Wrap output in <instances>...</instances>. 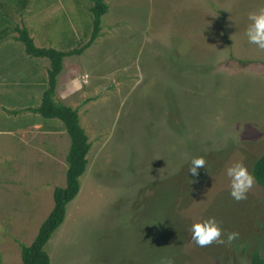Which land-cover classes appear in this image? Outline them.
Masks as SVG:
<instances>
[{
  "label": "rangeland",
  "instance_id": "obj_1",
  "mask_svg": "<svg viewBox=\"0 0 264 264\" xmlns=\"http://www.w3.org/2000/svg\"><path fill=\"white\" fill-rule=\"evenodd\" d=\"M68 1L57 0L54 36H37V46L69 51L89 41L94 0ZM107 3L100 36L82 55L67 56L61 72L57 100L79 111L92 148L80 193L45 246L51 264H252L255 252L264 257L263 190L255 181L237 202L225 175L238 161L252 173L264 152V50L246 36L249 13L264 9V0ZM4 36L1 83L42 84L40 70L51 61L39 64L21 40L3 49ZM10 98L4 105L26 103ZM8 113L0 119V264H24L22 247L53 210L55 189L67 185L71 136L60 119L42 116L57 134L38 138L35 130L23 141V116ZM195 157L207 161L198 177L188 171ZM210 217L221 222L225 243L200 247L190 228Z\"/></svg>",
  "mask_w": 264,
  "mask_h": 264
},
{
  "label": "trees",
  "instance_id": "obj_2",
  "mask_svg": "<svg viewBox=\"0 0 264 264\" xmlns=\"http://www.w3.org/2000/svg\"><path fill=\"white\" fill-rule=\"evenodd\" d=\"M107 0H94L92 11L94 14V29L87 43L82 47L69 51L59 50L53 47H39L27 28H19L18 39L25 43L26 51L30 56L37 58H48L51 66L48 71V85L42 97L41 105L35 109L44 118L60 119L71 136V147L68 154L67 185L58 186L54 191L55 206L48 218L40 227L34 242L22 247V258L24 264H51V258L45 246L51 239L53 233L63 224L67 214V207L81 190V176L88 168V155L92 148L86 129L80 121L79 111L63 102L55 99L58 76L64 69V60L67 56L82 55L86 49L91 47L100 36L102 30L103 16L109 12ZM252 175L262 188L264 193V152L255 161ZM252 264H264V257L260 251L252 256Z\"/></svg>",
  "mask_w": 264,
  "mask_h": 264
},
{
  "label": "crops",
  "instance_id": "obj_3",
  "mask_svg": "<svg viewBox=\"0 0 264 264\" xmlns=\"http://www.w3.org/2000/svg\"><path fill=\"white\" fill-rule=\"evenodd\" d=\"M66 4L72 5L68 0H66ZM21 6L23 7L22 9ZM56 6L57 0H0V34L1 32L6 34V36H4L5 41L3 40V45L1 47L9 51L14 50L16 42H19V28H27L34 41L37 36L43 38L53 37V32L55 29L52 26V23L56 22L57 20V18L55 17V13L57 11ZM73 13H68L67 17L65 19L62 18V20L65 21L66 19H68V16H71ZM11 16L13 17V24L9 25L7 24V21H9V17ZM27 58L29 59L28 56ZM38 59H40L38 63L42 65V58ZM42 68L43 69L40 71L44 70L47 74V77L46 80L40 85H38L36 82H27L25 80L19 86L9 87L6 86L5 83H1L0 81V119L7 117V114L10 115L8 111H14L15 113L17 112V115H22L23 125L25 123V127L22 130L23 141L25 140L26 136L29 135V132H34L35 130H37L36 134L38 138L43 133L50 135L57 134V131L46 128V126L43 125V123L41 122L42 115L35 111V109H37L41 105L42 101H40L39 104H29L30 101L36 99L42 100L45 90H40L39 87L44 86L47 88L48 71L50 67ZM63 77L64 76L62 75V73L58 77V86L55 97L56 100L57 98H59V93L62 85L61 81L63 80ZM75 77L77 78V76H70L69 82H71L72 78ZM30 79L34 78L30 77ZM9 96L11 97L10 99L24 101L26 103H22L19 107L6 106L4 105V100H9ZM61 102L70 106V104L64 100H61ZM30 127H33V129L31 130ZM60 132L62 133V131Z\"/></svg>",
  "mask_w": 264,
  "mask_h": 264
},
{
  "label": "clouds",
  "instance_id": "obj_4",
  "mask_svg": "<svg viewBox=\"0 0 264 264\" xmlns=\"http://www.w3.org/2000/svg\"><path fill=\"white\" fill-rule=\"evenodd\" d=\"M251 22L246 30V36L249 44L256 45L258 49L264 50V9L258 12L249 13ZM207 161L203 157L191 159L188 171L192 177L199 176V169L205 167ZM225 175L230 180V196L233 200L239 202L247 199L248 193L253 188L255 177L249 171L248 167L238 161L226 166ZM191 238L196 245L206 247L213 243L224 244L225 230L220 221L215 217H210L200 222H194L190 228ZM238 233H229L227 242L236 239Z\"/></svg>",
  "mask_w": 264,
  "mask_h": 264
}]
</instances>
